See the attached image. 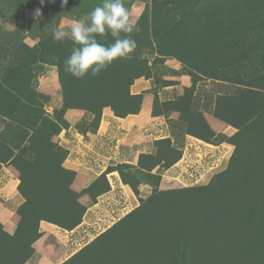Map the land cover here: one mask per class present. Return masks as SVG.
Masks as SVG:
<instances>
[{"label": "rangeland", "instance_id": "1", "mask_svg": "<svg viewBox=\"0 0 264 264\" xmlns=\"http://www.w3.org/2000/svg\"><path fill=\"white\" fill-rule=\"evenodd\" d=\"M35 2L23 12L24 20L0 10V28L22 30L29 46L53 49L67 58L73 47L50 35L57 27L70 34L71 27L102 0H69L66 6L62 0ZM124 4L139 27L132 35L137 47L131 57L98 76H87L88 83L67 75L70 101L80 99L89 109L79 110L88 118L80 130L97 126L106 103L116 111H128V83L140 75L150 77L158 101L155 114L163 117L165 131L157 136L170 133L178 144L185 132L212 136L227 129V122H242L247 112L264 111V0H124ZM98 39L112 41L110 35ZM34 71L33 93H24L21 101L0 102L10 111L0 115V171L5 167L22 179L24 202L25 198L31 202L27 221H21L24 209L17 215L19 238H10L0 227V264H23L31 257L34 208L44 195L39 175L45 166H57L62 160L54 147H61L58 136L67 127L66 113L63 105L52 108L55 90L64 104L59 70L38 64ZM77 92L86 95L75 96ZM257 127L246 150H239L231 163L233 151L227 149L210 166V173H220L232 165L231 178L210 191L185 192L184 188L209 184L199 185L205 182L201 180L205 172L189 167L181 182L161 184L158 195L141 212L101 237L105 228L135 208L129 201L114 209L106 205L102 220L71 236L69 253L80 254L69 264H183L187 247L191 264H264V193H260L264 182L258 179L264 176V123ZM63 177L69 182V175ZM84 181L79 173L72 181L74 197L85 189ZM89 198L85 194L77 201L84 205Z\"/></svg>", "mask_w": 264, "mask_h": 264}, {"label": "crops", "instance_id": "2", "mask_svg": "<svg viewBox=\"0 0 264 264\" xmlns=\"http://www.w3.org/2000/svg\"><path fill=\"white\" fill-rule=\"evenodd\" d=\"M57 76L56 73L55 77L57 78ZM151 88V79L144 77L137 79L131 86V94L143 95L139 113L118 117L111 108H105L100 124L95 131L79 129L78 126L84 120H88L82 111L69 109L66 112L65 118L69 127L58 136V143L68 152L64 163L65 168L85 177L82 188L89 187L102 174L106 173L110 190L97 197L96 201L90 198L85 200L84 206L87 210L83 222L72 231L42 221L40 224L41 237L34 243V253L25 264L64 263L77 252L76 250L69 253L70 243L74 239L71 236L92 223L102 220L103 209L106 205L114 209L115 206H123L129 201V203L135 204L134 209H136L140 205L141 199L150 197L153 186L144 179V176H140V172L147 173L148 171L142 169L139 162L143 155L157 154V141L170 138L174 145L181 147L183 152L182 158L172 167L163 169L156 166L150 171L151 174L161 176V184L175 179L181 182L180 176L193 166L192 170L198 169V172H205L201 179L205 182L199 184L205 185L218 173H210V166L216 164L219 157L224 155L227 149L234 151V146L226 140L217 139L218 136L222 135L231 137L237 132L235 128L230 126H226L227 129L224 128L223 132L216 133L211 138L213 143L189 134L181 136L180 144L175 143L177 138L170 133L166 136H157V134H162L165 128L163 117H155L152 114L155 95ZM52 103V108H60L63 105L62 95L58 90H55L53 94ZM197 163L199 166H196ZM122 164L132 166V170L139 173V183H136L138 195L131 185L124 183L119 171L113 169V167ZM188 176L186 174L185 177L188 178ZM0 179L4 180L0 186V224L7 234L14 235L17 230V211L24 203V198L18 190L20 181L10 174L5 167L1 168ZM189 180L194 181L193 179ZM127 214L116 221L121 220ZM109 228L110 226L103 231Z\"/></svg>", "mask_w": 264, "mask_h": 264}, {"label": "trees", "instance_id": "3", "mask_svg": "<svg viewBox=\"0 0 264 264\" xmlns=\"http://www.w3.org/2000/svg\"><path fill=\"white\" fill-rule=\"evenodd\" d=\"M35 3H36L35 0H0V10L6 11L7 9V11L11 13L13 17L21 18L22 20H24L23 12L25 11L26 8L31 7V5ZM50 39H53V37ZM63 43H65L68 47H74L71 46L73 45V42L70 39L64 42H59V44L61 45ZM65 59L66 58L62 57L61 55L55 54L53 49H45L43 47L29 46L26 43V37L23 34L22 30L6 31L0 28V102L1 101L6 102L7 100L12 98H17V100L21 101L22 95L24 93L32 92L30 85L32 83V80L34 79V74H35L34 68L38 64H50L56 66L59 70V77L64 92L63 94L64 104L62 107L64 114L69 109L89 111L88 105L82 102V100L76 99V101H70V95L68 94V87L66 84V81L68 79L67 78L68 73L64 71V67H63V62ZM143 77L146 79H150V77H145L140 75L138 77L133 78L128 83L127 98L130 99V102L126 104L127 109H129L128 111H124V112L116 111V108L111 102L106 103L101 108V112L98 117L99 119L97 122V126L94 129L88 128L84 131L87 130L95 131L100 124L103 110L108 107L111 108L112 111L115 113V115L118 117H126L127 115L130 114L139 113L141 109L143 95L142 94L132 95L131 86L134 84V82L137 79ZM85 82L88 83L86 77H85ZM90 90L91 93H94L95 88L92 87L90 88ZM88 93H90V91ZM83 95H86V92L84 93L77 92L75 94V96H83ZM135 101H137V104ZM157 104L158 101H157V97L155 96L154 107L152 112L153 116L155 117L160 116L155 114V108ZM130 105L133 106L134 109L128 108ZM7 109H8L7 107L3 108V106L0 103V115H7L8 113H10V111H8ZM262 123H264V111L262 110L258 111V113L253 112L252 114H249V112H247L246 117L242 122L241 121L234 122V124H232V122H227L226 125L235 128L237 132L231 137L227 136L226 138L225 135H222V136H218L217 139L226 140L229 144L234 146L235 150L233 151L232 157L230 159V163L234 156L235 157L238 156L237 153L239 152V150H244V151L246 150L247 142L253 139L252 136H255L254 130L256 128L258 129L257 126L262 125ZM68 127H69V123L67 122V127H64V129H67ZM261 131L263 132V130H259V132ZM262 132L260 134H263ZM185 134H189L199 139H202L206 142L213 143V140L211 138L216 133H214L212 136H199V135H194L193 133H186V132ZM156 146H157L156 155H143L141 156L139 162L140 167L148 171L147 173H142L140 171L139 172L141 173L140 176H144V179L153 186L152 195L147 199H141L140 205L136 209L131 211L124 218L116 222L111 228H109L107 231L102 233L101 234L102 236L100 235L101 237L109 235L112 232H114V230L122 226V224H124L129 219L134 217L137 213L141 212L143 206L153 201L154 197L158 195L156 189L161 186L162 178L160 175H154L150 173V171L153 168H155L156 166H160L163 169H168L173 165H175L182 158L183 152L181 150V147L174 145V143L170 138L157 141ZM54 149L56 152L59 151L60 155L62 154V160L57 166L55 164L45 166L42 170V176L41 174L39 175L38 183L41 189H43L44 195L41 198L38 207L34 208L37 211V217H36V222L34 224L35 225L34 231L32 232V240H31L32 246L41 237L40 223L42 221H46L51 224H54L64 230L72 231L83 222V217L87 210V208L82 203H79L77 200L81 196L86 194L89 195L93 201H96L97 197L110 190V185L106 178V173H104L96 181H94L89 187L83 189L74 197L73 196L74 192L71 186H72V181L76 176H78V173L73 170H69L64 166L68 152L64 148L59 146H57L56 148L54 147ZM242 153L243 151L241 152V154ZM131 167L132 166L130 165L122 164L113 167V169L119 171L124 183L131 185L135 193L138 195L139 191L137 189L136 183H139L138 182L139 173L133 171ZM233 172L234 169L231 165L225 171L214 175L211 181L209 182V184L205 186L184 188V191L189 193L199 190L210 191L211 188L214 187L216 183L231 178V176L234 175ZM63 175H69V182L64 181ZM258 179L263 180L264 182V176H260ZM22 185H23V180L21 179L18 190L22 194V196H24L22 193ZM90 190L93 191L94 194L90 195L89 192ZM260 193H264V191H261ZM30 205H31L30 200L28 198H25V202L19 207L17 211V215L21 216L20 213L24 209L23 210L24 218L22 217L21 220L22 222L24 221V219L26 221L28 220L26 210H28V207ZM31 218L33 219V217ZM0 227L3 228L1 224ZM6 235H8L12 239L19 238L20 226L17 224V230L14 235H9L7 233ZM187 249L188 251H184L182 254L183 264H191L190 262L191 253L188 247ZM33 253H34V248L32 255ZM79 254L80 252L75 253L72 257H70L67 261H65L62 264H69ZM29 259L23 261V264H25Z\"/></svg>", "mask_w": 264, "mask_h": 264}, {"label": "clouds", "instance_id": "4", "mask_svg": "<svg viewBox=\"0 0 264 264\" xmlns=\"http://www.w3.org/2000/svg\"><path fill=\"white\" fill-rule=\"evenodd\" d=\"M68 3L69 0H62V5ZM35 15L40 16L41 10L36 9ZM138 31L137 21L131 18L124 0H102L71 27L70 34L57 27L52 36L56 42L68 39L73 42L74 47L63 62L64 71L83 79L89 75L98 76L115 62L129 59L137 47L132 35ZM108 35L112 37L111 43H102L98 39Z\"/></svg>", "mask_w": 264, "mask_h": 264}]
</instances>
